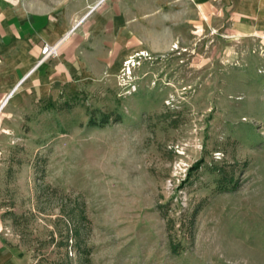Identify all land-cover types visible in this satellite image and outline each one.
<instances>
[{"label": "rangeland", "instance_id": "374dc122", "mask_svg": "<svg viewBox=\"0 0 264 264\" xmlns=\"http://www.w3.org/2000/svg\"><path fill=\"white\" fill-rule=\"evenodd\" d=\"M158 18L168 48L0 115V207L26 264H264V17L160 0Z\"/></svg>", "mask_w": 264, "mask_h": 264}, {"label": "crops", "instance_id": "0c3cea01", "mask_svg": "<svg viewBox=\"0 0 264 264\" xmlns=\"http://www.w3.org/2000/svg\"><path fill=\"white\" fill-rule=\"evenodd\" d=\"M224 1L253 30L264 17V0ZM159 6L160 0H0V103L7 99L5 109L31 87L43 95L73 93L105 81L134 54L168 48ZM46 43H59L60 55L37 65ZM5 229L0 207V264H26Z\"/></svg>", "mask_w": 264, "mask_h": 264}, {"label": "built area", "instance_id": "2783aa9c", "mask_svg": "<svg viewBox=\"0 0 264 264\" xmlns=\"http://www.w3.org/2000/svg\"><path fill=\"white\" fill-rule=\"evenodd\" d=\"M41 56H40V60L38 62L37 65H40L44 62H47L48 60L52 59V58H56L60 55V50H59V43L51 45V44H44L41 48V52H40ZM135 58L134 56H131L130 58H128L127 60H125V66H127L128 68L131 66H134L135 64ZM130 71V70H129ZM31 74V72H30ZM30 74H28L26 77H28ZM7 99L3 102L0 103V113L2 112V110L4 109L5 105H6Z\"/></svg>", "mask_w": 264, "mask_h": 264}, {"label": "trees", "instance_id": "16d2710c", "mask_svg": "<svg viewBox=\"0 0 264 264\" xmlns=\"http://www.w3.org/2000/svg\"><path fill=\"white\" fill-rule=\"evenodd\" d=\"M109 118H110L109 116H104L103 119H102L101 125H104V124L108 123ZM117 119L119 120L120 118H117ZM95 124H96V122H92L90 125H95ZM201 164H202V161L198 162L197 164H195L194 166H192L189 169V172L187 174V179L186 180H188L191 177L193 172L198 171V169L200 168ZM75 234H76V238L79 237L78 236L79 235V229H75Z\"/></svg>", "mask_w": 264, "mask_h": 264}, {"label": "bare ground", "instance_id": "6f19581e", "mask_svg": "<svg viewBox=\"0 0 264 264\" xmlns=\"http://www.w3.org/2000/svg\"><path fill=\"white\" fill-rule=\"evenodd\" d=\"M140 55H143V53H140Z\"/></svg>", "mask_w": 264, "mask_h": 264}]
</instances>
